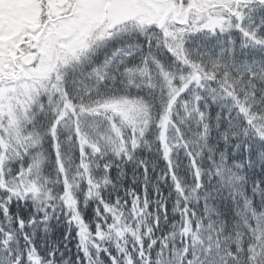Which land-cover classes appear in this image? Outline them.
Wrapping results in <instances>:
<instances>
[{
    "label": "snow or ice",
    "instance_id": "6c2138e0",
    "mask_svg": "<svg viewBox=\"0 0 264 264\" xmlns=\"http://www.w3.org/2000/svg\"><path fill=\"white\" fill-rule=\"evenodd\" d=\"M0 264H264V0H0Z\"/></svg>",
    "mask_w": 264,
    "mask_h": 264
},
{
    "label": "trees",
    "instance_id": "16d2710c",
    "mask_svg": "<svg viewBox=\"0 0 264 264\" xmlns=\"http://www.w3.org/2000/svg\"><path fill=\"white\" fill-rule=\"evenodd\" d=\"M73 251H74V246H73Z\"/></svg>",
    "mask_w": 264,
    "mask_h": 264
}]
</instances>
